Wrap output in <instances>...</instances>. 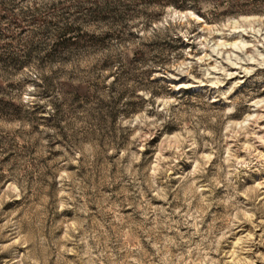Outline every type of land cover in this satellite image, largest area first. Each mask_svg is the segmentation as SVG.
Here are the masks:
<instances>
[{
  "label": "rangeland",
  "instance_id": "obj_1",
  "mask_svg": "<svg viewBox=\"0 0 264 264\" xmlns=\"http://www.w3.org/2000/svg\"><path fill=\"white\" fill-rule=\"evenodd\" d=\"M0 0V264H264V0Z\"/></svg>",
  "mask_w": 264,
  "mask_h": 264
},
{
  "label": "trees",
  "instance_id": "obj_2",
  "mask_svg": "<svg viewBox=\"0 0 264 264\" xmlns=\"http://www.w3.org/2000/svg\"><path fill=\"white\" fill-rule=\"evenodd\" d=\"M117 3H123L122 1H137V2H145V1H152V0H114ZM166 2H169V0H164ZM93 5V10L90 11L91 14H95L96 16H105L109 15L112 16L113 11L110 8V3L112 0H93L90 1Z\"/></svg>",
  "mask_w": 264,
  "mask_h": 264
}]
</instances>
